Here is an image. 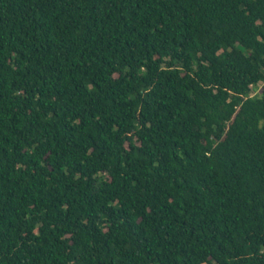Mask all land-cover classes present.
<instances>
[{"label":"trees","instance_id":"trees-1","mask_svg":"<svg viewBox=\"0 0 264 264\" xmlns=\"http://www.w3.org/2000/svg\"><path fill=\"white\" fill-rule=\"evenodd\" d=\"M0 264H264V0H0Z\"/></svg>","mask_w":264,"mask_h":264}]
</instances>
